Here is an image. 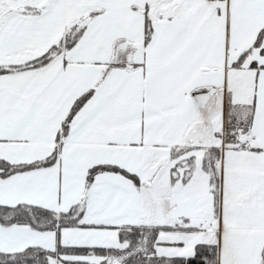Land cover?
Listing matches in <instances>:
<instances>
[{
	"label": "snow or ice",
	"instance_id": "6c2138e0",
	"mask_svg": "<svg viewBox=\"0 0 264 264\" xmlns=\"http://www.w3.org/2000/svg\"><path fill=\"white\" fill-rule=\"evenodd\" d=\"M0 264H264V0H0Z\"/></svg>",
	"mask_w": 264,
	"mask_h": 264
}]
</instances>
